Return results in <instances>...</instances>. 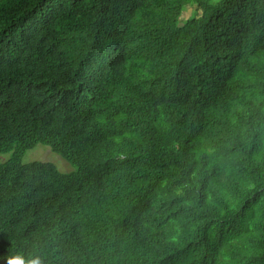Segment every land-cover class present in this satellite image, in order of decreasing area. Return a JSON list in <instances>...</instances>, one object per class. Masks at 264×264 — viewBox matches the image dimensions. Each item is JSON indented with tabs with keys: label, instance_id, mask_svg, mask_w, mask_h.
<instances>
[{
	"label": "trees",
	"instance_id": "trees-1",
	"mask_svg": "<svg viewBox=\"0 0 264 264\" xmlns=\"http://www.w3.org/2000/svg\"><path fill=\"white\" fill-rule=\"evenodd\" d=\"M8 153L0 256L264 264V0H0Z\"/></svg>",
	"mask_w": 264,
	"mask_h": 264
},
{
	"label": "rangeland",
	"instance_id": "rangeland-1",
	"mask_svg": "<svg viewBox=\"0 0 264 264\" xmlns=\"http://www.w3.org/2000/svg\"><path fill=\"white\" fill-rule=\"evenodd\" d=\"M216 1H219V0H216ZM192 14H193V9L189 8L188 11L185 12L183 19L192 16ZM9 157H10L9 153L1 154L0 162L1 163L5 162ZM43 160L54 163L63 173H69L74 170V167L71 164H69L68 162H65L58 155L50 153L43 146H39L36 149L29 151L24 158L25 163H29L33 161H43Z\"/></svg>",
	"mask_w": 264,
	"mask_h": 264
},
{
	"label": "clouds",
	"instance_id": "clouds-1",
	"mask_svg": "<svg viewBox=\"0 0 264 264\" xmlns=\"http://www.w3.org/2000/svg\"><path fill=\"white\" fill-rule=\"evenodd\" d=\"M4 264H47L46 255L39 250L25 252L23 250H8L6 256H0Z\"/></svg>",
	"mask_w": 264,
	"mask_h": 264
}]
</instances>
